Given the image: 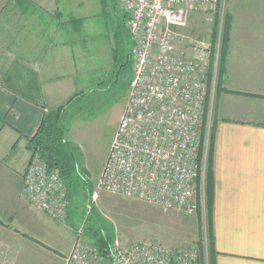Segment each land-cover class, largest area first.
Returning a JSON list of instances; mask_svg holds the SVG:
<instances>
[{"label": "crops", "instance_id": "crops-1", "mask_svg": "<svg viewBox=\"0 0 264 264\" xmlns=\"http://www.w3.org/2000/svg\"><path fill=\"white\" fill-rule=\"evenodd\" d=\"M257 1L262 7L245 0L228 11L222 76L225 89L252 95L212 98L215 264H264V0ZM106 11L115 27L127 19L119 0H0V218L37 237H50L42 221L52 219L21 194L27 145L46 111L79 91L73 62L85 57L90 22Z\"/></svg>", "mask_w": 264, "mask_h": 264}, {"label": "built area", "instance_id": "built-area-1", "mask_svg": "<svg viewBox=\"0 0 264 264\" xmlns=\"http://www.w3.org/2000/svg\"><path fill=\"white\" fill-rule=\"evenodd\" d=\"M120 1L133 39V79L91 200L95 203L100 191H108L197 213L198 178L204 186L210 139L214 65L205 42L189 56L175 53L174 39L193 8L218 0ZM202 141L205 152L200 162ZM21 194L55 222L70 226L67 187L36 152ZM75 236L66 264H203L194 246H170L155 238L125 243L115 236L100 251L85 237L84 225Z\"/></svg>", "mask_w": 264, "mask_h": 264}, {"label": "rangeland", "instance_id": "rangeland-1", "mask_svg": "<svg viewBox=\"0 0 264 264\" xmlns=\"http://www.w3.org/2000/svg\"><path fill=\"white\" fill-rule=\"evenodd\" d=\"M254 1L258 4L257 0ZM237 2L244 3L245 0H218L215 5H199L192 9L186 24L176 30L175 53L193 56L197 45L203 42L211 48L214 73L210 79V94L214 102L223 31L228 11L233 8L237 13V8H240ZM106 12L90 22L92 28L89 30L88 26L86 39L83 35L86 42H82L80 50L85 57L73 62L80 68L79 90L83 92V100L76 105L77 113L67 133L68 139L83 153L86 177L94 182V188L124 112L133 79V42L127 34L119 38L113 36L115 18L112 17L111 23L109 11ZM209 107L208 124L212 126L213 105ZM200 193L202 204L197 213L165 208L108 191H100L95 203L81 195L75 201L76 224L77 227L84 225L92 206L94 210L91 213L96 211L104 219L105 228L125 243L155 238L170 246H194L206 260L210 240L204 186ZM0 220L3 226L0 227V264H66L69 245L71 243L72 247L76 237L72 226H63L52 219L58 224L57 230H62L64 235L56 233L57 226L48 218L42 222L48 224L50 237L46 235L39 238L35 236V230L32 233L19 229L16 223L6 224L5 217ZM3 244L7 245L2 248Z\"/></svg>", "mask_w": 264, "mask_h": 264}, {"label": "trees", "instance_id": "trees-1", "mask_svg": "<svg viewBox=\"0 0 264 264\" xmlns=\"http://www.w3.org/2000/svg\"><path fill=\"white\" fill-rule=\"evenodd\" d=\"M106 7V6H105ZM127 16V15H126ZM229 19L227 15L226 24L224 27V38L221 46V56L219 64V72L217 74V85L216 93L221 91H227L238 94H248V92L227 90L223 87V70L225 63V55L228 47L229 40ZM126 17L120 20V23L112 30V34L115 38L122 37L123 34H127L133 42V39L125 25ZM126 26V27H125ZM131 62V61H130ZM133 64V61H132ZM131 64V65H132ZM80 90L72 94V96L64 103L59 104L56 107L50 108L46 111L42 120L41 126L37 133L30 138L28 142V148L32 153L36 152L39 157L47 164L51 170H57L59 175L64 182L68 190L69 197V214L67 222L69 225L77 230L75 201L78 196H83L91 200V195L94 191V182L86 177L87 170L83 164V153L81 149L73 142H71L67 133L71 121L77 113L76 105L80 103L82 98ZM214 137H215V125L212 123L210 130V139L207 148L206 156V169L204 176V193L205 203L207 207L208 217V233H209V246L207 249V261L203 259V264H215L211 253L213 251V230H212V214H213V200H214V178H213V148H214ZM205 152L204 142L200 146L199 158L200 162L203 161ZM198 204L201 206V176L198 178ZM94 208L91 206V211L87 215L84 221V235L90 240L100 251H104L112 243L114 234L107 230L103 223V218L97 215V212L93 211ZM205 258V255H204Z\"/></svg>", "mask_w": 264, "mask_h": 264}]
</instances>
